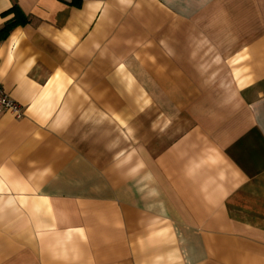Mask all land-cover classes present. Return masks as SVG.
Segmentation results:
<instances>
[{"label": "crops", "instance_id": "0c3cea01", "mask_svg": "<svg viewBox=\"0 0 264 264\" xmlns=\"http://www.w3.org/2000/svg\"><path fill=\"white\" fill-rule=\"evenodd\" d=\"M0 264H264V0H0Z\"/></svg>", "mask_w": 264, "mask_h": 264}, {"label": "built area", "instance_id": "2783aa9c", "mask_svg": "<svg viewBox=\"0 0 264 264\" xmlns=\"http://www.w3.org/2000/svg\"><path fill=\"white\" fill-rule=\"evenodd\" d=\"M1 111H7L16 118H21L23 114L21 105L11 99L2 87H0V112Z\"/></svg>", "mask_w": 264, "mask_h": 264}, {"label": "trees", "instance_id": "16d2710c", "mask_svg": "<svg viewBox=\"0 0 264 264\" xmlns=\"http://www.w3.org/2000/svg\"><path fill=\"white\" fill-rule=\"evenodd\" d=\"M26 22L25 18L17 17L9 22H7L1 29H0V39L5 37L6 34L15 26L19 24H24Z\"/></svg>", "mask_w": 264, "mask_h": 264}]
</instances>
